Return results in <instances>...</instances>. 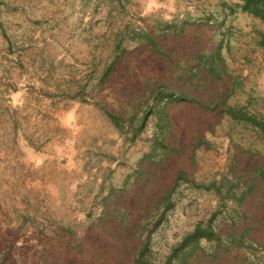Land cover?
I'll list each match as a JSON object with an SVG mask.
<instances>
[{
  "label": "rangeland",
  "instance_id": "rangeland-1",
  "mask_svg": "<svg viewBox=\"0 0 264 264\" xmlns=\"http://www.w3.org/2000/svg\"><path fill=\"white\" fill-rule=\"evenodd\" d=\"M237 2L0 0V264H129L179 172L157 257L215 213L264 247V143L224 113L264 114L263 27ZM104 110L148 115L132 139ZM262 248L204 264H264Z\"/></svg>",
  "mask_w": 264,
  "mask_h": 264
},
{
  "label": "trees",
  "instance_id": "trees-1",
  "mask_svg": "<svg viewBox=\"0 0 264 264\" xmlns=\"http://www.w3.org/2000/svg\"><path fill=\"white\" fill-rule=\"evenodd\" d=\"M235 5L241 12L251 15L261 22L263 27L261 35L264 37V0H238ZM144 40L152 47H156V44L148 36H144ZM216 57L217 59L219 58V52L216 53ZM199 59L203 60V56ZM212 63L213 62L208 63V71L210 70L216 74V69L214 70L213 68L215 65H211ZM112 65L113 64L103 69L102 78H105L109 74ZM175 93V91L167 90L165 97L174 98ZM160 95L163 94L160 93L155 97L157 101L164 97H158ZM174 99L185 100V96L179 91ZM224 113L234 121L248 124L264 143V114L248 113L241 108L229 105L224 108ZM147 115L148 111H144L139 120H136L133 115L125 117L104 110L106 119L119 131L123 129V126L133 128L132 139L135 138L137 132L142 128L147 119ZM152 142L150 156H153L150 158H154L158 155V151H164V153H166L167 147L159 141L158 137H155ZM181 178H183V174L179 172L177 180L175 179L171 186L165 188L163 194L157 199L153 208L140 215L137 226L131 234V239L137 241V245L133 250L132 259L129 264H204L212 263L218 257L220 251L230 253L232 250L236 251L240 248H244L248 249L249 255H251L252 252L256 250L257 246L262 248L257 241L248 238V228H244L243 231L239 233L234 230H228L222 235L217 230V226L214 227L212 224L215 213L205 224L202 222L196 223L192 230L186 232L179 240L169 246L167 252L157 257V254L152 250V236L160 224L165 220L167 212L173 208V195L178 186L177 181ZM209 186H215V184ZM209 186H207V189H209ZM242 199L243 194L240 195L237 201ZM102 213L104 214V212ZM119 219L122 220L121 218ZM122 223L125 225V222ZM262 249H264V247ZM239 253L240 252H237L236 255H240ZM247 263V260L241 256L237 262V264Z\"/></svg>",
  "mask_w": 264,
  "mask_h": 264
}]
</instances>
